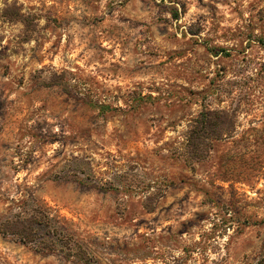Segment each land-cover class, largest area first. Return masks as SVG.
<instances>
[{
    "label": "rangeland",
    "instance_id": "obj_1",
    "mask_svg": "<svg viewBox=\"0 0 264 264\" xmlns=\"http://www.w3.org/2000/svg\"><path fill=\"white\" fill-rule=\"evenodd\" d=\"M41 212L0 264H264V0H0V222Z\"/></svg>",
    "mask_w": 264,
    "mask_h": 264
},
{
    "label": "trees",
    "instance_id": "obj_2",
    "mask_svg": "<svg viewBox=\"0 0 264 264\" xmlns=\"http://www.w3.org/2000/svg\"><path fill=\"white\" fill-rule=\"evenodd\" d=\"M174 17L177 19V14ZM214 54L217 55V52ZM99 109L103 112L108 108L99 106ZM235 122V116H229L219 110H201L197 117L190 121L185 133L182 156L185 157L186 164L191 167L203 161L208 148L207 141L231 138L235 132ZM49 221V216L42 212L32 214L28 218H7L0 222V234L16 237L23 244H31L35 241L34 231L48 226Z\"/></svg>",
    "mask_w": 264,
    "mask_h": 264
}]
</instances>
